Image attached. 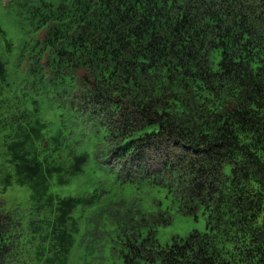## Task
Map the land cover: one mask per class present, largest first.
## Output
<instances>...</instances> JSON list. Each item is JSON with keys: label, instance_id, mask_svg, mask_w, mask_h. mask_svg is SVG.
Listing matches in <instances>:
<instances>
[{"label": "trees", "instance_id": "16d2710c", "mask_svg": "<svg viewBox=\"0 0 264 264\" xmlns=\"http://www.w3.org/2000/svg\"><path fill=\"white\" fill-rule=\"evenodd\" d=\"M8 6L23 31L0 21V264H264V0ZM91 158L170 205L68 194ZM173 210L208 230L161 245Z\"/></svg>", "mask_w": 264, "mask_h": 264}, {"label": "rangeland", "instance_id": "374dc122", "mask_svg": "<svg viewBox=\"0 0 264 264\" xmlns=\"http://www.w3.org/2000/svg\"><path fill=\"white\" fill-rule=\"evenodd\" d=\"M8 0L0 2V21L8 31L9 35L13 38L22 33L15 24V17L13 10L7 4ZM58 1V0H52ZM46 117L53 116V112L46 109L43 110ZM54 122H56V115L54 113ZM108 189L105 201L114 199L131 200L134 198L139 199L142 207L147 211H155L160 207L166 208L170 205V197L164 187L155 186L147 179L139 182L123 181L122 176L110 170L109 168L97 169L96 162L93 158L86 165L83 173L76 176L71 185V191L68 194H85L94 190L96 186ZM56 188V187H54ZM30 190L17 183L11 185L5 197L9 203L26 204L29 200ZM174 218L171 224L160 226L158 228V240L161 245L166 246L173 242V238L177 235L185 237L192 230L207 231L208 224L207 218L203 212H200L198 217L194 215H185L174 211ZM78 253L73 256V264H80L77 259ZM113 258L108 257L104 264H113ZM78 262V263H77ZM93 264H101L99 262Z\"/></svg>", "mask_w": 264, "mask_h": 264}, {"label": "bare ground", "instance_id": "6f19581e", "mask_svg": "<svg viewBox=\"0 0 264 264\" xmlns=\"http://www.w3.org/2000/svg\"><path fill=\"white\" fill-rule=\"evenodd\" d=\"M1 135V134H0ZM83 246V245H82ZM70 256V255H69Z\"/></svg>", "mask_w": 264, "mask_h": 264}, {"label": "clouds", "instance_id": "9594fccd", "mask_svg": "<svg viewBox=\"0 0 264 264\" xmlns=\"http://www.w3.org/2000/svg\"><path fill=\"white\" fill-rule=\"evenodd\" d=\"M3 1H5V0H3Z\"/></svg>", "mask_w": 264, "mask_h": 264}]
</instances>
